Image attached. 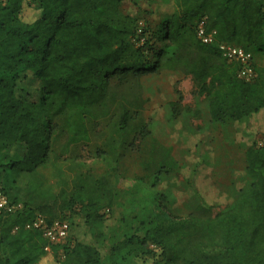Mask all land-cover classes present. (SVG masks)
Returning a JSON list of instances; mask_svg holds the SVG:
<instances>
[{
	"label": "trees",
	"instance_id": "trees-1",
	"mask_svg": "<svg viewBox=\"0 0 264 264\" xmlns=\"http://www.w3.org/2000/svg\"><path fill=\"white\" fill-rule=\"evenodd\" d=\"M124 1L0 0V146H24L21 156L0 163V186L16 205L0 213V264H103L95 244L63 243L60 258L56 245L47 249L41 228L26 225L40 215L52 225L78 208L89 234L101 237L104 211L125 192L118 167L134 145L130 133L141 141L150 134L142 120L132 121L136 115L117 98L114 82L180 70L205 96L213 122L226 125L264 109V76L242 79L241 62L226 60L219 47L241 46L253 59L264 53V0H175L157 32L167 44L160 49L149 38L135 42L139 20L124 12ZM202 19L207 32L215 31L212 43L197 34ZM28 70L43 82L41 100L16 95ZM181 98L171 102L173 117L186 110ZM110 99L118 109L107 124L111 139L94 150L109 169L98 172L76 149L101 136L91 119ZM245 159L251 183L233 205L215 210L199 196L192 212L178 216L163 204L144 235H126L114 251L128 249L136 264H264V146L249 145ZM165 163L158 161L152 186L168 172Z\"/></svg>",
	"mask_w": 264,
	"mask_h": 264
},
{
	"label": "rangeland",
	"instance_id": "rangeland-1",
	"mask_svg": "<svg viewBox=\"0 0 264 264\" xmlns=\"http://www.w3.org/2000/svg\"><path fill=\"white\" fill-rule=\"evenodd\" d=\"M122 8L139 20L141 30L136 43L142 44L149 38L158 49L167 46L156 36L163 21L176 10L175 0H125ZM148 54L152 58V51ZM252 64L253 79L264 76V53H254ZM112 89L119 101L136 115L132 121L142 120L150 134L141 141L140 134L130 133L134 135V145L126 151L118 167L117 183L125 192L112 209L104 211L106 222L100 238L94 239L89 234L78 208L67 212L68 235L61 243L54 244L60 258H63V243L83 241L99 248L103 264H136L128 249L114 251L119 240L126 235H144L154 225L163 204L178 216L192 212L199 203V196L215 210L233 205L240 191L251 183L246 171L247 147L252 143L264 146V109L226 125L213 122L205 96L198 93L192 76L183 71L163 69L124 83L114 82ZM42 92L43 82L31 70L21 74L16 87L18 97L38 101L42 99ZM180 95L186 110L173 117L171 102L180 100ZM115 111H118L117 104L111 99L96 107L91 121L102 134L98 133L88 144L76 149L82 150L87 167L91 166L94 171L109 169L96 160L94 150L103 141H110L111 129L107 124L116 117L113 116ZM0 148V163H6L9 158L21 156L24 146L7 143ZM163 159L165 169L169 170L152 186L158 161Z\"/></svg>",
	"mask_w": 264,
	"mask_h": 264
},
{
	"label": "built area",
	"instance_id": "built-area-1",
	"mask_svg": "<svg viewBox=\"0 0 264 264\" xmlns=\"http://www.w3.org/2000/svg\"><path fill=\"white\" fill-rule=\"evenodd\" d=\"M197 34L199 38L205 43H212L215 39V31L207 32L205 27V19L199 21L197 28ZM219 47L222 51L223 57L229 62L239 61L241 62V68L238 72L239 76L244 80H252L255 77V70L252 64V53L247 51L241 46L233 45L226 42H220ZM16 208V205H12L8 202L3 190L0 186V213L2 211H11ZM27 227L41 228L44 236L49 240L50 244L47 249L51 248V245L61 243L65 239L70 230V223L67 220L55 221L52 225H48L43 216H38L32 224H27Z\"/></svg>",
	"mask_w": 264,
	"mask_h": 264
},
{
	"label": "crops",
	"instance_id": "crops-1",
	"mask_svg": "<svg viewBox=\"0 0 264 264\" xmlns=\"http://www.w3.org/2000/svg\"><path fill=\"white\" fill-rule=\"evenodd\" d=\"M255 114V113H254Z\"/></svg>",
	"mask_w": 264,
	"mask_h": 264
}]
</instances>
